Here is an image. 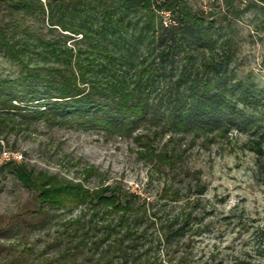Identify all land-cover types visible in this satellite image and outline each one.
Returning a JSON list of instances; mask_svg holds the SVG:
<instances>
[{
    "label": "trees",
    "instance_id": "obj_1",
    "mask_svg": "<svg viewBox=\"0 0 264 264\" xmlns=\"http://www.w3.org/2000/svg\"><path fill=\"white\" fill-rule=\"evenodd\" d=\"M161 11L169 12L174 23L165 26ZM19 16L42 18L50 33L60 32L47 38L22 25ZM213 24L186 0H0V57L20 74L16 79L0 75V133L23 124L18 117L24 123L44 121L52 127L123 136L145 125L161 134L226 132L234 126L233 119L243 117L237 103L254 102L244 93L236 95L237 84L226 70L232 58L226 46L231 39L224 37L221 43L214 39ZM4 168H11L35 193L38 207L14 223L6 222L0 237L43 226L45 205L68 210L102 206L111 219L103 227L92 221H68V229L57 237L64 248L56 255L43 253L39 261L33 250L14 252V244L0 240V260L162 264L150 256L152 247L140 248L145 231L130 228L140 220L133 193L117 185L90 190L80 183L35 174L14 159ZM137 206L148 220L145 206ZM166 224L157 236L160 243L183 236L184 225L172 229V221ZM21 235L27 240V231Z\"/></svg>",
    "mask_w": 264,
    "mask_h": 264
},
{
    "label": "rangeland",
    "instance_id": "obj_2",
    "mask_svg": "<svg viewBox=\"0 0 264 264\" xmlns=\"http://www.w3.org/2000/svg\"><path fill=\"white\" fill-rule=\"evenodd\" d=\"M232 1L186 0L193 11L214 21V39L219 43L224 37L231 39L226 45L232 53L228 78L236 82L237 96L244 93L254 102L237 103L241 120L233 119L234 126L221 134H161L145 125L123 136L52 127L44 121L24 123L18 117L23 124L0 133V227L38 207L35 193L11 168L1 169L14 159L35 174L90 190L117 185L136 195L140 220L130 228L145 231L147 241L140 242V248L152 247L150 256L157 263L264 264V0ZM18 21L47 38L60 32L50 33L42 18L19 16ZM0 75L16 79L20 74L0 57ZM137 205L145 206L148 220ZM45 211L43 226L0 240L14 244V252L33 250L39 261L43 253L56 255L64 248L57 237L68 229V221H92L103 227L111 219L102 206L68 210L45 205ZM171 221L172 229L184 225L183 236L160 243L157 236ZM25 231L27 240L21 237Z\"/></svg>",
    "mask_w": 264,
    "mask_h": 264
},
{
    "label": "built area",
    "instance_id": "obj_3",
    "mask_svg": "<svg viewBox=\"0 0 264 264\" xmlns=\"http://www.w3.org/2000/svg\"><path fill=\"white\" fill-rule=\"evenodd\" d=\"M160 1H165V0H160ZM159 13H160V15L163 16V19H164L163 23H164L165 26H168V25H171V24L174 23V21L172 20L171 15H170L169 12L161 11Z\"/></svg>",
    "mask_w": 264,
    "mask_h": 264
}]
</instances>
